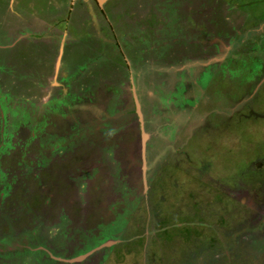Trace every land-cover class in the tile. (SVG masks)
<instances>
[{"label": "rangeland", "instance_id": "374dc122", "mask_svg": "<svg viewBox=\"0 0 264 264\" xmlns=\"http://www.w3.org/2000/svg\"><path fill=\"white\" fill-rule=\"evenodd\" d=\"M263 64L264 0H0V264H264Z\"/></svg>", "mask_w": 264, "mask_h": 264}, {"label": "flooded vegetation", "instance_id": "af4514ba", "mask_svg": "<svg viewBox=\"0 0 264 264\" xmlns=\"http://www.w3.org/2000/svg\"><path fill=\"white\" fill-rule=\"evenodd\" d=\"M255 73V72H254ZM263 75H264V64L261 66V69H260V71H259V73H258V76H256L257 78H256V81L257 82H255V84L252 86V89H251V91H249V92H246L245 94H241V98L243 97V95H245V97L248 95V93H249V96H248V98H249V100H248V104L247 105H244V102H245V97L241 100V103H237V104H235V106H234V112H242V110H244V109H239L242 105L244 106V108H247L248 106H251L252 107V109H253V107H257L258 105H257V103L255 102L256 101V99H255V92H257V88H258V86L262 83V81L264 80V78H263ZM216 80V79H215ZM215 86H216V84H215ZM250 93H252L253 94V96L251 97V95H250ZM256 95H257V93H256ZM206 97V96H205ZM207 99H205V100H203L202 101V104L204 105V103H207V102H210V104H209V106L207 107V110L211 113V112H215L216 113V94H214L213 95V93H212V96L211 95H208V97H206ZM134 101H135V99H134ZM208 112V113H209ZM234 112H232V113H234ZM238 112V113H239ZM231 113V114H232ZM261 115V114H260ZM258 165V164H257ZM216 182V181H215ZM156 212V211H155ZM250 232H252V230L250 231ZM249 232V233H250ZM154 233H156V229L154 230ZM235 246V245H234ZM229 250H230V252L232 251V248H229ZM230 255V254H229Z\"/></svg>", "mask_w": 264, "mask_h": 264}, {"label": "crops", "instance_id": "0c3cea01", "mask_svg": "<svg viewBox=\"0 0 264 264\" xmlns=\"http://www.w3.org/2000/svg\"><path fill=\"white\" fill-rule=\"evenodd\" d=\"M42 22V21H41ZM48 23V22H47ZM43 24H46V21H45V23L44 22H42L41 23V25H42V29H41V31H35L34 33H31V34H29L27 37H30V36H35V37H38V38H30V39H28V40H36V41H40V40H43V39H46L47 41H50V40H53L54 42L56 41V40H59L60 38L59 37H61V36H63V35H66V32L65 31H63V30H55L54 28H53V25L52 24H49V25H52V28L53 29H51L52 31L51 32H47L46 34H44L45 33V31H43V30H45L46 29V27H48V25L46 24V26L44 27V25ZM50 39V40H49ZM63 69V71L64 70H68V69H65V68H62Z\"/></svg>", "mask_w": 264, "mask_h": 264}, {"label": "water", "instance_id": "95a60500", "mask_svg": "<svg viewBox=\"0 0 264 264\" xmlns=\"http://www.w3.org/2000/svg\"><path fill=\"white\" fill-rule=\"evenodd\" d=\"M81 258V257H80ZM76 259H71V260H69V261H75Z\"/></svg>", "mask_w": 264, "mask_h": 264}]
</instances>
